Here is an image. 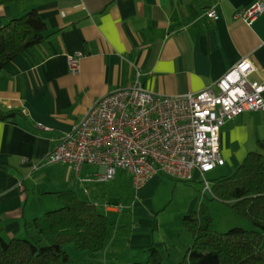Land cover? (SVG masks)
Here are the masks:
<instances>
[{
    "label": "crops",
    "instance_id": "0c3cea01",
    "mask_svg": "<svg viewBox=\"0 0 264 264\" xmlns=\"http://www.w3.org/2000/svg\"><path fill=\"white\" fill-rule=\"evenodd\" d=\"M257 1L264 3L0 1V28L33 8L38 9L49 27L44 43L17 55L0 70V107L19 110L13 117L0 119V214L4 237H27L26 223L40 216L45 205L58 201L57 191L69 188L82 194L88 186L92 197L99 195L98 190L102 192L98 184L82 183L71 165L45 161L96 99L117 87L132 85L137 78L144 87L162 94L197 92L244 57L256 65L254 77L264 79V12L252 23L237 15ZM212 7L218 10L217 19L205 14ZM79 50L86 54L79 61V69L72 71L68 56ZM260 138H264V110L245 112L226 123L220 135L224 165L231 171L237 169ZM100 169L86 164L80 175L93 176ZM207 172L203 175L194 169L189 181L200 182L203 177L208 181ZM162 181V175L156 173L137 191L129 229L121 233L124 241L115 240L114 246L125 245L138 252L130 261L141 254L145 257L152 245L161 249L168 246L165 237L149 232L153 223L150 210L144 208L147 196ZM208 189L205 182V196ZM139 196L145 197L144 202H138ZM42 197L49 200L43 206ZM199 197L195 196L196 202ZM195 204L193 201V208ZM186 240L188 249L189 235ZM111 250L109 247L104 255L115 258Z\"/></svg>",
    "mask_w": 264,
    "mask_h": 264
},
{
    "label": "built area",
    "instance_id": "2783aa9c",
    "mask_svg": "<svg viewBox=\"0 0 264 264\" xmlns=\"http://www.w3.org/2000/svg\"><path fill=\"white\" fill-rule=\"evenodd\" d=\"M263 12L264 3L257 1L237 15L252 23ZM205 14L211 19L219 16L215 7ZM85 54L81 50L69 54L72 71L79 69ZM256 72L253 61L244 57L213 84L183 95L158 93L137 78L132 85L96 99L45 161L71 165L82 183H108L124 170L136 192L156 173L186 181L194 169L204 175L225 164L222 127L245 112L264 110V79L255 78ZM136 74L139 77L140 71ZM86 164L101 169L93 176H81ZM84 193H90L88 186ZM124 206L106 204V209L122 211Z\"/></svg>",
    "mask_w": 264,
    "mask_h": 264
},
{
    "label": "trees",
    "instance_id": "16d2710c",
    "mask_svg": "<svg viewBox=\"0 0 264 264\" xmlns=\"http://www.w3.org/2000/svg\"><path fill=\"white\" fill-rule=\"evenodd\" d=\"M48 36L49 27L38 9L13 18L0 28V70L17 55L44 43ZM18 113V109L0 107V119ZM257 145L259 149L250 151L235 171L216 178L211 186L214 197L251 220L254 229L235 227L226 232L217 231L209 207L202 203L198 211L184 216V228L191 244L178 264H264V138ZM108 183H98L102 192L98 190L95 197L91 192L81 194L69 188L57 191L61 206L26 223L28 236L24 238L6 239L0 214V264H70L67 244L94 256H104L116 239L123 242L125 236L119 233L129 229L130 209L137 192L131 175L124 170H119ZM101 198L104 202L98 200ZM119 203L125 205L122 211H116L122 220L114 225L106 214V204ZM147 251L146 262L132 264H164L163 249L152 245Z\"/></svg>",
    "mask_w": 264,
    "mask_h": 264
},
{
    "label": "rangeland",
    "instance_id": "374dc122",
    "mask_svg": "<svg viewBox=\"0 0 264 264\" xmlns=\"http://www.w3.org/2000/svg\"><path fill=\"white\" fill-rule=\"evenodd\" d=\"M253 148L252 150L259 149L257 144ZM233 170L235 171L236 169ZM233 170L231 171L227 165H219L208 171L205 174V178L213 185L216 178L228 174L229 172H233ZM160 174L162 175L163 181L156 184L155 188L147 196L148 201L145 203L144 208L150 210L149 213L151 214V221L153 223L149 232H155L159 238H166L168 246L163 248L166 253L164 264H178L184 258L187 250L186 235H188L184 228V216L192 211H198L202 203H205L209 207L213 218V228L215 230L226 232L235 227L254 229L251 220L237 213L226 202L215 198L211 189H208L206 196L203 194L202 187H205L206 182L204 177L202 181L195 182L177 180L166 174ZM111 183H108L107 185ZM198 184L200 187H197ZM196 195H200L197 202L195 200ZM144 198L145 197L139 196L138 202H144ZM47 199L48 198L43 197L40 198L42 206L44 202L49 201ZM193 201L196 203L194 208L192 207ZM35 203L38 202L36 201ZM60 206L61 204L58 201L45 205L43 207L45 209L41 212L40 216H43L45 212L57 209ZM106 214L108 215L111 224L118 225L120 216L116 211L106 209ZM120 235L121 234L119 233V236ZM124 246L125 245H123L122 248L113 246L114 249L110 252H115V258H109L110 256L107 257L101 254L94 256L87 250H78L73 244H67L66 250L71 255L70 264H132L135 261H147L149 256L148 251L146 252L145 257L139 252L141 255L136 257L138 259L130 261L132 256L138 252L133 251L134 248H124ZM104 257L106 259L103 260L102 258Z\"/></svg>",
    "mask_w": 264,
    "mask_h": 264
},
{
    "label": "bare ground",
    "instance_id": "6f19581e",
    "mask_svg": "<svg viewBox=\"0 0 264 264\" xmlns=\"http://www.w3.org/2000/svg\"><path fill=\"white\" fill-rule=\"evenodd\" d=\"M210 189V188H209Z\"/></svg>",
    "mask_w": 264,
    "mask_h": 264
}]
</instances>
